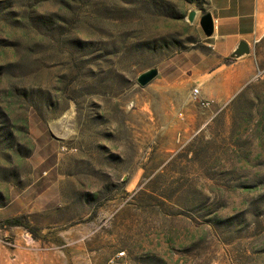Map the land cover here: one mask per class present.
Segmentation results:
<instances>
[{"label": "rangeland", "instance_id": "obj_1", "mask_svg": "<svg viewBox=\"0 0 264 264\" xmlns=\"http://www.w3.org/2000/svg\"><path fill=\"white\" fill-rule=\"evenodd\" d=\"M208 2L0 0V264H264V35L218 111L170 85Z\"/></svg>", "mask_w": 264, "mask_h": 264}, {"label": "crops", "instance_id": "obj_2", "mask_svg": "<svg viewBox=\"0 0 264 264\" xmlns=\"http://www.w3.org/2000/svg\"><path fill=\"white\" fill-rule=\"evenodd\" d=\"M206 12L213 18V33H203L208 42L194 49L184 73L170 85L183 82L191 100L198 107L199 101H208L209 105L202 108L213 113L252 81L253 57L251 53H238L237 47L240 41L251 47L264 35V0H209ZM190 86L198 88L196 100Z\"/></svg>", "mask_w": 264, "mask_h": 264}, {"label": "water", "instance_id": "obj_3", "mask_svg": "<svg viewBox=\"0 0 264 264\" xmlns=\"http://www.w3.org/2000/svg\"><path fill=\"white\" fill-rule=\"evenodd\" d=\"M196 13L197 10L189 11V17L191 21L193 20L194 16H196ZM199 25L206 36H210L213 33L214 23H213V18L209 12H205L199 17ZM250 51H251V47L248 45L247 42L245 41L239 42L237 47L238 53L249 54ZM157 73H158L157 68L155 67L148 68L137 76V82L141 86H144L148 84L153 78H155Z\"/></svg>", "mask_w": 264, "mask_h": 264}, {"label": "built area", "instance_id": "obj_4", "mask_svg": "<svg viewBox=\"0 0 264 264\" xmlns=\"http://www.w3.org/2000/svg\"><path fill=\"white\" fill-rule=\"evenodd\" d=\"M197 93H198V88L194 87L193 90H192V98L195 99V100L197 99ZM199 104L202 107H206V106L209 105V102L201 100V101H199ZM120 254H123V252L120 253Z\"/></svg>", "mask_w": 264, "mask_h": 264}]
</instances>
